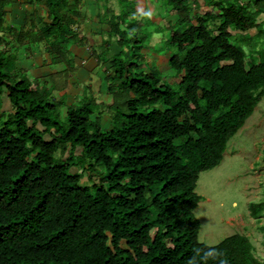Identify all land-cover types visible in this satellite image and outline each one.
<instances>
[{
    "label": "trees",
    "instance_id": "trees-1",
    "mask_svg": "<svg viewBox=\"0 0 264 264\" xmlns=\"http://www.w3.org/2000/svg\"><path fill=\"white\" fill-rule=\"evenodd\" d=\"M46 2L56 33L66 0ZM204 3L212 10L200 15L191 0H166L179 85L135 69L133 55L117 60L123 101L110 129L90 102L61 121L46 95L0 72L12 106L0 122V264H264L245 234L201 243L194 215L200 173L221 163L264 97V0ZM263 208L252 203L250 215Z\"/></svg>",
    "mask_w": 264,
    "mask_h": 264
},
{
    "label": "crops",
    "instance_id": "crops-1",
    "mask_svg": "<svg viewBox=\"0 0 264 264\" xmlns=\"http://www.w3.org/2000/svg\"><path fill=\"white\" fill-rule=\"evenodd\" d=\"M191 3L200 15L212 10L204 0ZM60 7H68V13L63 11V25L52 33L47 30L51 19L46 0H8L0 28V70L11 68L15 74L10 77L17 80L10 82L22 81L46 95L61 120L70 107L90 102L95 110L91 119L110 129L112 106L123 101L114 83L117 60L133 55L135 69L148 67L162 81L160 74L171 70L168 61L176 52L166 42L177 14L166 7V0H66ZM128 9H132L131 19L123 23ZM116 21L120 34L129 40L115 35ZM247 33L254 35L255 29L250 27ZM124 41L126 46L121 47ZM170 78V83H162L179 85L180 75L172 71ZM1 96L0 118L12 112L8 93L3 91Z\"/></svg>",
    "mask_w": 264,
    "mask_h": 264
},
{
    "label": "rangeland",
    "instance_id": "rangeland-1",
    "mask_svg": "<svg viewBox=\"0 0 264 264\" xmlns=\"http://www.w3.org/2000/svg\"><path fill=\"white\" fill-rule=\"evenodd\" d=\"M8 68L0 71L8 74L10 80H17L10 78L15 71ZM140 69L150 72L148 67ZM171 74V70L161 72L162 81L170 83ZM0 99L1 108L2 96ZM5 120L6 117L1 116L0 122ZM195 191L201 199L194 210L200 222L198 239L201 243L214 246L230 235L245 234L255 247L256 255L264 259V208L258 217H252L249 210L252 203L264 204V97L243 127L227 142L221 163L200 173Z\"/></svg>",
    "mask_w": 264,
    "mask_h": 264
}]
</instances>
